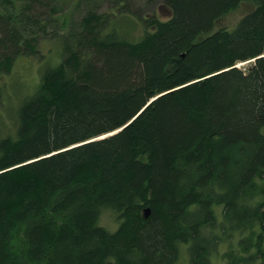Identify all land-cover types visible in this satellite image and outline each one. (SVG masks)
<instances>
[{"label":"trees","instance_id":"16d2710c","mask_svg":"<svg viewBox=\"0 0 264 264\" xmlns=\"http://www.w3.org/2000/svg\"><path fill=\"white\" fill-rule=\"evenodd\" d=\"M161 1L0 0V77L62 45L0 138V264H264V0Z\"/></svg>","mask_w":264,"mask_h":264},{"label":"rangeland","instance_id":"374dc122","mask_svg":"<svg viewBox=\"0 0 264 264\" xmlns=\"http://www.w3.org/2000/svg\"><path fill=\"white\" fill-rule=\"evenodd\" d=\"M134 6L140 7L143 15L155 14L161 19H166L171 14L169 7L161 0L149 2L134 0ZM252 8V2H242L237 8L218 19L216 26L233 27ZM103 9H108L107 5ZM127 14V17L118 22L119 31L129 38L136 39L141 36L143 25L134 15ZM38 44V54L17 57L11 72L0 77V85L2 86V92L0 91V138L5 135H14L17 125L16 110L20 102L35 90L43 70L58 64L61 60L62 45L59 40L43 38ZM245 64L240 63V65ZM215 210L220 219L221 205H215ZM99 224L113 231L117 228L118 221L112 210L103 208L99 215ZM180 246V255L175 264H191L186 244ZM223 246L222 244L219 247L221 252L225 248ZM211 264H224L221 255L213 254Z\"/></svg>","mask_w":264,"mask_h":264},{"label":"water","instance_id":"95a60500","mask_svg":"<svg viewBox=\"0 0 264 264\" xmlns=\"http://www.w3.org/2000/svg\"><path fill=\"white\" fill-rule=\"evenodd\" d=\"M146 213L148 212V210L145 211Z\"/></svg>","mask_w":264,"mask_h":264}]
</instances>
